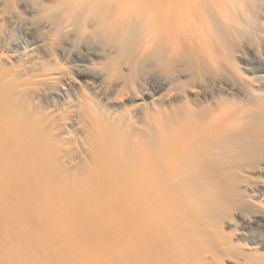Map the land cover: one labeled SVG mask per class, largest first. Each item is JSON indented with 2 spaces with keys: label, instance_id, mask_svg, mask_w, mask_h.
Segmentation results:
<instances>
[{
  "label": "bare ground",
  "instance_id": "6f19581e",
  "mask_svg": "<svg viewBox=\"0 0 264 264\" xmlns=\"http://www.w3.org/2000/svg\"><path fill=\"white\" fill-rule=\"evenodd\" d=\"M247 7V0H0L7 223L65 216L71 249L87 264L100 263L97 253L72 234L89 227L103 234L95 242L108 240L101 243L108 264H207L202 250L222 263L228 254L232 264H264V237L245 249L212 210L235 180L232 158L264 148V55L242 70L224 43L237 36ZM9 27L18 28L15 38ZM190 59L213 72L208 87L189 85L199 98L187 99L179 83ZM52 93L58 106L50 109ZM257 164L246 171H264V158ZM105 215L112 221L97 218Z\"/></svg>",
  "mask_w": 264,
  "mask_h": 264
},
{
  "label": "rangeland",
  "instance_id": "374dc122",
  "mask_svg": "<svg viewBox=\"0 0 264 264\" xmlns=\"http://www.w3.org/2000/svg\"><path fill=\"white\" fill-rule=\"evenodd\" d=\"M247 1V18L243 17L244 21L239 27L237 36L224 42L227 51L233 52L235 56L238 54L237 58L234 56V59L239 69L242 70L244 67L250 66V57L264 55L261 47L264 44V35L260 30V25H264V13L262 12L264 0ZM13 28L9 27L12 31V37L15 38L19 34V30L18 28ZM183 67L184 69H188V71L179 83L180 88L187 91V99L188 97L199 98L196 93L189 92L188 87L189 85L208 87L212 82V80H208L211 79L213 68L207 65L204 68L196 59L186 61ZM221 69H227L230 72V68L228 67L222 66ZM245 72L249 73L246 70ZM220 73L226 74V71H221ZM251 74L249 73L248 75ZM81 82L82 77L75 78V89L82 86ZM50 95L48 101L50 109L57 108L58 102L56 97L58 96L53 93ZM219 98L234 99L235 96L223 93ZM210 101H214V98L210 97ZM257 148L258 152L255 154L257 156H248L237 160L232 158L231 170L234 171L235 180L223 188V191L219 194L216 203L212 207L216 218L224 221L222 224L223 230L228 232L234 229L235 236L240 238L239 242L243 244L245 249L250 247V241H256L254 236H257V240L260 237H264V225L262 222H254L255 214L261 213L264 216V171H246L248 168L250 170V167H256L258 161L264 158V148ZM97 218L101 222L112 221L106 215ZM51 220L55 222V229L50 223ZM227 220H231L232 224L228 225L226 223ZM36 221L38 220L30 221L25 226L15 227L11 223H7V220L0 213V264H64L62 258H65V264H87L86 259L77 256L76 252L74 253V250L71 249L74 247L73 243L75 242L69 241L71 234L69 235V230L65 229L68 223L65 216L60 217L57 215L55 218H45V223ZM87 230L77 229L72 236L78 237L80 242L85 246L94 247V254L97 253L99 264H108L109 260L105 261L103 258L107 255V251L101 247V243L105 245L108 243V240L95 242V239L99 236L102 238L103 234L97 233L96 228L89 227ZM109 235L106 234L103 237ZM111 237L114 236L112 235L107 238ZM99 249L100 253L98 252ZM201 255L205 256L207 264H232L233 261L230 255L222 254V263L214 256H211V253L207 250H202ZM89 264L91 263L89 262ZM92 264L97 263L93 262Z\"/></svg>",
  "mask_w": 264,
  "mask_h": 264
}]
</instances>
